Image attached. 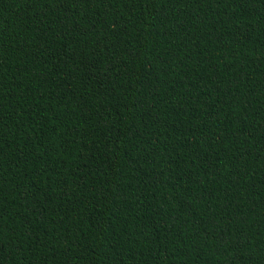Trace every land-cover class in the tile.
I'll return each mask as SVG.
<instances>
[{"label": "trees", "instance_id": "16d2710c", "mask_svg": "<svg viewBox=\"0 0 264 264\" xmlns=\"http://www.w3.org/2000/svg\"><path fill=\"white\" fill-rule=\"evenodd\" d=\"M0 264H264V0H0Z\"/></svg>", "mask_w": 264, "mask_h": 264}]
</instances>
